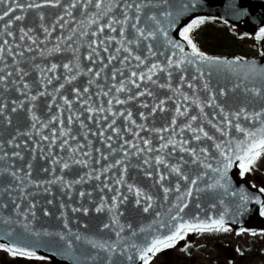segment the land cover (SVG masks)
Masks as SVG:
<instances>
[{"label": "snow or ice", "instance_id": "snow-or-ice-1", "mask_svg": "<svg viewBox=\"0 0 264 264\" xmlns=\"http://www.w3.org/2000/svg\"><path fill=\"white\" fill-rule=\"evenodd\" d=\"M168 7L169 0H0V97L7 92L23 97L10 101L0 99V117L4 123L12 125L11 114L24 111L29 121L27 130L17 127L7 141L0 140V161L8 162L6 167H0V176L11 178L3 191L20 194L11 201L14 205L11 213L0 214V228H3L0 251L13 259L43 260L45 257L37 254L35 243L27 239L29 236L39 239L41 235H55L68 250L73 248V241L64 232L41 233L31 227L37 215V202L30 198L41 191L51 195L52 185H58L68 200H72L75 192L80 201L92 204L89 208L61 201L60 216L69 233V209L84 216L90 211L108 214L109 222L104 223L101 230L113 231L114 242L73 234L76 241L83 239L98 253H105V264H112L114 255L126 254L128 261L135 256L139 264H153L158 254L175 248L190 233L234 232L239 238L246 234L264 237V231L230 226L227 211L218 218L185 220V210L194 193L206 189H223L227 193L228 172L234 163L239 162L243 176L264 159V109L254 112L244 107L235 111L226 109L220 98L225 97L227 91L214 90L202 66L228 70L243 67L247 69L245 80L252 75L262 81L264 67H258L254 61L214 58L200 51L192 33L205 23L204 19L193 20L179 31L181 40L191 49L186 53L184 44L169 36V28L174 27L179 13L174 16ZM187 7L181 5V9ZM45 9L57 11L50 14ZM30 18L32 23L28 24ZM162 20L167 21V26ZM54 33L57 34L55 43L49 48ZM161 39L172 49L164 61L153 59L158 55L153 41ZM256 40L264 41V27L259 29ZM65 52L71 53L66 62H37ZM260 55L264 56V52ZM188 65L193 66L196 73L190 79ZM174 71L179 74L175 84ZM185 88L191 90V94ZM201 91L207 96L201 98ZM245 91L264 98V83ZM38 101L42 103L38 105ZM169 102L174 104L170 117L162 127H156L153 118L169 112ZM38 108L40 114H37ZM194 108L197 111L193 112ZM241 119L254 127L242 126ZM233 130L241 138L234 139ZM20 136L28 137L31 147L28 140H18ZM153 137L158 144H154ZM220 138L227 139L220 142ZM205 141L211 142L219 154L215 165L208 162L215 157L210 156V146H206ZM5 145L15 150L8 152ZM17 160L23 163L17 166ZM193 165L205 171L197 172ZM133 169L137 170L135 175ZM208 170L214 176V183L201 188L200 182ZM34 172L47 173L51 179H36ZM141 173L152 182L150 186H143L142 179L138 178ZM92 181L97 182L93 191H99L98 197H93V191L76 187ZM153 187L163 194L168 219L159 220L158 234L151 239L145 237L143 243H125L122 234L126 226L120 220L124 215L122 206L131 203L149 213L157 206L158 194L151 192ZM30 188L36 191H29ZM258 191L264 193V187ZM106 192L112 195L109 197ZM171 194L175 195L170 200ZM231 195H239L236 213L251 199L243 190ZM25 200L27 206L22 210ZM255 202L260 205V215L264 216V201L256 198ZM46 203L52 204L53 200ZM7 207L0 202V213ZM42 211L44 216L51 215L46 208ZM17 226L22 231H17ZM127 228L133 237L138 232L151 231L150 227L133 229L131 223ZM190 247L187 244L182 251L189 253ZM236 251L243 255L242 249ZM65 254L71 257V252ZM77 264H80L78 259Z\"/></svg>", "mask_w": 264, "mask_h": 264}, {"label": "water", "instance_id": "water-1", "mask_svg": "<svg viewBox=\"0 0 264 264\" xmlns=\"http://www.w3.org/2000/svg\"><path fill=\"white\" fill-rule=\"evenodd\" d=\"M181 5H188L187 8L181 9ZM168 10L173 12L175 19V25L172 28H169V36L176 42H181L185 46V52L190 53L191 49L187 46L186 42L181 40L179 36V31H181L190 21L197 17H214L219 18L221 20L227 21L235 26H241L242 23L243 29L247 33H254L259 28L264 26V0H169ZM47 13H54L57 10L54 9H45ZM151 11H158V9H151ZM30 17H33V14H30ZM79 16H77V20ZM28 24L32 23V18L27 21ZM162 23L167 26V21H163ZM57 34H53L52 42L48 44V47H52L55 43V36ZM158 55L153 58L155 60L164 61L167 56L170 55L172 49L171 46L163 43V40L153 41ZM262 50L264 52V41L261 44ZM83 52L84 49L82 48ZM160 52H164V55H159ZM180 55L179 53H177ZM71 58L70 52H65L63 54H57L52 57H48L46 60H39L37 62L40 63H48L49 61L53 62H66ZM226 60H234L238 57H214ZM241 59V58H240ZM243 60V59H242ZM246 61H254L258 67H264V56L258 58L247 59ZM85 63H87L85 61ZM203 70L206 74V78L210 83V86L219 91L220 89H225L227 91V95L223 98H220V102L225 105L228 110H238L239 108H247L249 112L260 111L264 109V98L255 97L250 93H246V88L251 87H260L264 81L261 80L259 76L249 75L248 79H244V75L247 72L246 68L238 67L232 70H228L225 68H208L207 66H202ZM211 75H208V73ZM195 68L191 65L187 66V76L190 79L193 75H195ZM35 75V73H33ZM178 73L174 71L173 75V83L175 84L178 79ZM29 80L32 79L30 76ZM81 79L86 80V77H82ZM196 84H201V81H194ZM240 84L239 88H236L235 85ZM191 94V90L186 89ZM170 94V93H168ZM201 98L207 96V93L201 91L199 93ZM0 99H23L20 97L18 93L15 92H7L4 93L3 97ZM42 101H38L37 104H41ZM170 111L167 113L158 114L157 117L153 118L152 123L156 127H162L166 122L167 118L171 115V110L174 109V104L169 102L168 105ZM197 111L195 108L193 112ZM207 111L211 112V109H207ZM37 114H40V109H37ZM47 115V113H44ZM12 125H7L3 122V118L0 117V140L7 141L12 135L16 133L17 127L21 129V131L27 130V126L29 121L27 119V114L24 111H20L18 113H12ZM240 123L245 127H254L249 121H245L241 119ZM258 127V125H256ZM213 131L214 130H210ZM142 135L148 136L149 133H141ZM219 136L218 133H216ZM232 137L234 139L241 138V135L235 130L232 131ZM227 138H220V142H223ZM18 140H28V137L20 136ZM154 144H158L159 141L153 137ZM29 146L31 147V141L28 140ZM204 144L209 147L210 156L215 157V159H210L208 162L215 165L216 159L219 158V154L217 153L214 146H211V142L205 141ZM99 147L100 145H96ZM5 150L8 152H12L15 149L8 147L5 145ZM25 158H28V153L25 152ZM7 161H0V167H6ZM17 166H20L23 162L17 160L15 161ZM39 163H45L40 161ZM238 163L233 164V167L228 172L229 185L228 192L225 193L223 189H215V190H207L206 185L214 183V176L210 170H208V174L204 177V179L200 182V187L205 188L206 190L201 191L199 193H194V196L189 203V208L185 210V220H192L194 218H199L200 220H206L208 218H218L219 215L224 214L225 211L228 212L229 224L233 225L235 228L249 225H255L258 223V218L248 217L252 216L253 213H250L248 207L251 206L252 211H258L259 207L255 200L258 198L261 200V193H257L254 189H248L247 183L239 179L237 176ZM192 168L200 173H203L205 170L203 168H199L198 166L193 165ZM83 172L84 169H78ZM115 171V170H114ZM57 172L59 170L57 169ZM137 170L133 169L132 174L135 175ZM191 174V173H190ZM65 176L71 178L69 173H65ZM34 177L36 179H44L51 177L47 173L40 172L38 175L34 172ZM140 179H142V184L145 187H148L152 184L151 181L143 178L142 173L139 174ZM174 179V178H173ZM11 178L8 176H0V202L6 203L8 207L3 210L2 213L4 216H7L11 213L14 205L12 204L13 199H17L19 197L18 192H4L3 189L8 185ZM97 183L95 181L89 182L83 185H77V189L93 191V185ZM244 185V187L240 189V186ZM52 194H44L38 192L35 196L30 199L37 202L36 218L32 221L31 227L36 231L41 233L47 231L49 233H57L64 232L68 239L73 241V248L68 250L63 241H60L59 238L55 235L51 236H43L39 237V239L35 237L29 236L27 239L29 242H34L36 251L38 254L47 255L53 260L61 263V264H77V259L80 261V264H105V253L97 252L96 249H93L91 245L84 242V240L76 241L74 239L73 234H80L82 237H89L97 240H108L109 242H114L116 240L115 233L110 230H101L102 225L104 223L109 222V216L107 213L97 214L94 211H90L88 216H84L82 213H72L70 209L68 210V225L71 229V233H69L68 229L64 228L63 218L60 216L59 204L61 201H64L66 204H71L73 206H79L80 204H84L89 208L92 207V204H89L87 200L80 201L76 196L75 192L73 193L72 200H68L67 196L60 190L58 185H52ZM243 190L251 199L245 208L240 210V213H236V205L240 203L239 195L233 196L232 192L239 193ZM29 191H36L34 189H29ZM151 192L156 195L158 194L157 206L150 210L149 213H144L142 210L135 208V206L131 203L128 205L122 206V210L124 211V215L120 217L121 223H123L125 227V232L122 234L126 240L125 243H131L135 241L136 243H143L145 237L151 239L153 235L158 234L157 229L159 227V220L163 219L167 221V207L162 200V192H158V188H151ZM107 196H111L112 193H105ZM100 195L98 190L93 191V197H98ZM175 194H171L169 199H173ZM52 199V204H47L46 201ZM19 202V201H18ZM199 205V207H197ZM215 205V207H213ZM27 206V200L23 201L21 204V209L25 210ZM48 209L51 213L49 216L43 215V209ZM249 211V212H248ZM159 212L160 216L157 217L156 213ZM254 213V214H256ZM254 216V215H253ZM15 218V217H14ZM31 220V217L29 218ZM235 220V223H232V220ZM256 219V221H254ZM156 221L154 224L153 221ZM253 220V221H252ZM131 223L133 229H139L140 227H150V232H143L133 237L130 234V230L127 228V224ZM253 225V226H254ZM17 231H22V229L17 226ZM3 231V228H0V232ZM166 231V230H163ZM71 252V257L66 255L65 253ZM127 255V254H126ZM126 255H114L112 257V264H139L138 259L133 258L132 261H128L126 259ZM89 257H96V259H90Z\"/></svg>", "mask_w": 264, "mask_h": 264}, {"label": "flooded vegetation", "instance_id": "flooded-vegetation-1", "mask_svg": "<svg viewBox=\"0 0 264 264\" xmlns=\"http://www.w3.org/2000/svg\"><path fill=\"white\" fill-rule=\"evenodd\" d=\"M264 159L259 161L255 169L249 173L240 175L238 167L237 176L245 181L250 189H254L260 193L258 189L264 187ZM252 185H256L255 188ZM244 185H241V189ZM245 188V187H244ZM264 201V193H261ZM254 205V203L252 204ZM251 205V206H252ZM251 206L248 207L252 216L257 217L258 223L243 226L255 230L257 232L264 231V216L260 215L259 209L252 211ZM248 211V212H249ZM256 213V214H254ZM253 221V220H252ZM256 221V219L254 220ZM235 228L233 225H230ZM190 244L189 253L182 251V248ZM237 248L242 249L243 255L236 251ZM44 256L43 260H23L13 259L7 253L0 251V264H61L54 261L50 256ZM153 264H264V237H252L245 235L243 238L236 237L233 233H190L187 238L180 241L173 249H167L154 259Z\"/></svg>", "mask_w": 264, "mask_h": 264}, {"label": "trees", "instance_id": "trees-1", "mask_svg": "<svg viewBox=\"0 0 264 264\" xmlns=\"http://www.w3.org/2000/svg\"><path fill=\"white\" fill-rule=\"evenodd\" d=\"M205 23L193 30L194 42L197 47L207 56H240L248 58L255 56L257 51L247 44V40L238 36L239 30L229 26H221L219 21L204 19ZM224 25V24H223ZM233 30V32L231 31ZM214 40H210L213 34ZM264 166L262 167V169Z\"/></svg>", "mask_w": 264, "mask_h": 264}, {"label": "rangeland", "instance_id": "rangeland-1", "mask_svg": "<svg viewBox=\"0 0 264 264\" xmlns=\"http://www.w3.org/2000/svg\"><path fill=\"white\" fill-rule=\"evenodd\" d=\"M229 27H230V26H229ZM231 31L233 32V30H231ZM213 35H214V33L211 34V36L209 37L211 41L214 40ZM238 36H240V33L238 34ZM242 37H243V36H242ZM247 44H249V45H253V46H255V48H258V46H259L258 44H255L254 42H252V40H248Z\"/></svg>", "mask_w": 264, "mask_h": 264}]
</instances>
